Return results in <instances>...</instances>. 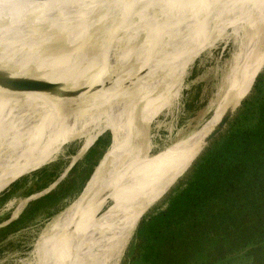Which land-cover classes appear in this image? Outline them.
<instances>
[{
    "label": "bare ground",
    "instance_id": "6f19581e",
    "mask_svg": "<svg viewBox=\"0 0 264 264\" xmlns=\"http://www.w3.org/2000/svg\"><path fill=\"white\" fill-rule=\"evenodd\" d=\"M187 1L0 0V185L54 160L73 140H83V154L122 122L26 264H118L142 215L248 92L264 61V0ZM223 41L235 48L211 117L154 152L158 106L165 101L170 114L192 62Z\"/></svg>",
    "mask_w": 264,
    "mask_h": 264
},
{
    "label": "trees",
    "instance_id": "16d2710c",
    "mask_svg": "<svg viewBox=\"0 0 264 264\" xmlns=\"http://www.w3.org/2000/svg\"><path fill=\"white\" fill-rule=\"evenodd\" d=\"M110 131L113 139L120 133ZM109 144L108 135L100 136L64 179L0 227V242L39 212L51 216L76 196ZM63 170L60 162L44 165L32 178L17 180L0 202L18 187L31 184L25 196L48 188ZM178 179L140 218L128 264H228L236 255L264 264V69L224 129Z\"/></svg>",
    "mask_w": 264,
    "mask_h": 264
},
{
    "label": "rangeland",
    "instance_id": "374dc122",
    "mask_svg": "<svg viewBox=\"0 0 264 264\" xmlns=\"http://www.w3.org/2000/svg\"><path fill=\"white\" fill-rule=\"evenodd\" d=\"M190 1L191 0L185 2V4H188ZM185 4L177 7L175 13ZM234 48L235 47L233 43H227L223 41L216 44L215 47H213L211 50L201 54L197 59L192 62L187 72L188 75L184 80L178 103L170 114L164 113L166 110L165 101L161 102V104L156 110V116H154L153 118V123H155L152 131L153 146H155L154 152H159L162 148L173 142L183 140L184 138L195 132L197 129H199L200 126L211 117L214 108L213 101L215 100V94L219 86L222 84L223 79L227 76L228 72L230 71V63L228 61L234 51ZM60 97H62V94ZM121 123V121L114 122L112 126H110L107 131H103V133H101L96 138V140L100 136L108 135L111 144L113 139V133L110 130L112 127L116 130L117 128L121 130ZM95 141L92 143V146L94 145ZM110 144L106 148L105 152L108 150ZM82 145V139H76L65 144L54 160L44 163L41 166L26 170L25 172L17 176H13L12 178L5 180L0 185V192L5 189L7 184L11 181L14 182L10 186H8L5 191L10 190L11 186L14 183L18 182L19 180H22L21 177L24 178L28 176L29 178H32L30 177L32 175L31 173L40 169L46 164L50 165L55 164L56 162L64 164V170L62 172L63 174L64 171L68 169V167H70V165H72V168L77 163H79L87 154L88 150L92 147L90 146L86 152L77 156ZM94 171L92 172V174L94 173ZM69 172L70 170L65 173V175L63 174L62 179H64ZM92 174L89 176V179ZM78 180L80 182V178ZM88 180H85L81 191L76 196L64 200L63 207L60 208V210L56 213L52 214L51 216H48L46 215V213L44 214L43 212H39L40 214H38L36 218H34V220L31 221L27 226L23 228L19 227L15 232L8 233L6 238L4 240H1L0 242V264H26L28 262L27 257L34 248V244L41 234L40 232H42L44 228L48 227L54 222L59 212L64 210L67 206L71 205L74 201L78 199V197L83 192L85 186L87 185ZM76 185H78V182L76 183ZM30 186L31 184L27 187H18L14 190H11L10 198L5 202H0V227H2L1 225L9 219L11 221L17 220L21 216L23 210L29 202L38 199L39 197L43 196L44 194H47L50 191L49 186V188H45L44 190H42L44 192L38 191L34 193L36 194L42 192V194L40 193L31 197H29L30 195L25 196L24 192H26ZM128 187L129 185L118 189V191H116L111 196V200L108 202L107 205L109 206L110 204L124 197L128 190ZM3 193L4 191L0 195H2ZM131 240H129V243L126 246L124 253L120 257L118 264H128V259L126 260V252L128 251V248L131 245ZM228 264L248 263L242 255H236L229 260Z\"/></svg>",
    "mask_w": 264,
    "mask_h": 264
},
{
    "label": "water",
    "instance_id": "95a60500",
    "mask_svg": "<svg viewBox=\"0 0 264 264\" xmlns=\"http://www.w3.org/2000/svg\"><path fill=\"white\" fill-rule=\"evenodd\" d=\"M263 69H264V61H263V63H262V65H261V67H260V69L258 70V71H256L255 73H254V76H253V81H252V84H251V86H250V88H249V90H248V92L244 95V96H242V98L239 100V102H238V105H236L233 109H231V110H229L227 113H225L224 115H223V117L221 118V120L219 121V123L211 130V132H209L208 134H207V136L204 138V145H202L201 146V148L197 151V152H195V153H192L191 154V156H190V158L188 159L190 162H189V164L187 165V167H186V169L188 168L189 169V167L192 165V163L195 161V159L199 156V154L202 152V150L205 148V146L212 140V138H214L219 132H221L223 129H224V127L226 126V124H227V122L229 121V119L232 117V115L235 113V111L237 110V108L242 104V102H243V100L247 97V95L251 92V90H252V88H253V86H254V84H255V81H256V79H257V77L259 76V74L263 71ZM1 79V78H0ZM62 94V93H61ZM89 148V147H88ZM103 158V157H102ZM102 158H101V160H102ZM100 160V161H101ZM100 161H99V163H100ZM98 163V164H99ZM97 164V165H98ZM97 165H96V167H97ZM71 166L72 165H70V167H68V169H66L65 171H64V175H65V173H67L70 169H71ZM95 167V168H96ZM94 168V169H95ZM94 171V170H93ZM62 174V175H63ZM60 176L51 186H50V190L52 189V188H54L55 187V185L63 178V176ZM89 179V178H88ZM14 181H11V182H9L8 184H7V186L5 187V189H3L1 192H0V194L3 192V191H5L6 190V188L8 187V186H10L12 183H13ZM48 189V190H49ZM42 192H44V191H42ZM42 192H40L41 194H42ZM40 193H36V194H32V195H30L29 197H31V196H34V195H38V194H40ZM29 197H27V198H29ZM11 220L9 219V220H7V221H5L1 226H4V225H6L7 223H9Z\"/></svg>",
    "mask_w": 264,
    "mask_h": 264
}]
</instances>
